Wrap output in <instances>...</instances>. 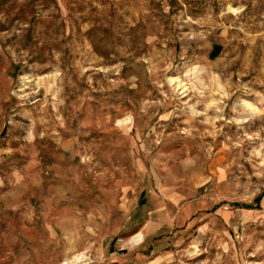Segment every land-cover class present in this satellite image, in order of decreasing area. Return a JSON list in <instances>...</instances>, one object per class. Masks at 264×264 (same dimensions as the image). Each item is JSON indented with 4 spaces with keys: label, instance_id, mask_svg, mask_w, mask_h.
Wrapping results in <instances>:
<instances>
[{
    "label": "rangeland",
    "instance_id": "obj_1",
    "mask_svg": "<svg viewBox=\"0 0 264 264\" xmlns=\"http://www.w3.org/2000/svg\"><path fill=\"white\" fill-rule=\"evenodd\" d=\"M128 252L264 264V0H0V264Z\"/></svg>",
    "mask_w": 264,
    "mask_h": 264
},
{
    "label": "crops",
    "instance_id": "obj_2",
    "mask_svg": "<svg viewBox=\"0 0 264 264\" xmlns=\"http://www.w3.org/2000/svg\"><path fill=\"white\" fill-rule=\"evenodd\" d=\"M173 203H176V202H178V200H175L174 198H171L170 199ZM159 207L160 208H162V205H159ZM163 213H165V211H161V212H159L158 213V211H155V212H151V213H149V214H146V215H143V218H142V220H143V223L145 224V228H143V230L141 231V232H138V233H140V234H138L139 236H138V240L137 241H135L136 239H137V237L135 238V239H133V244H135L136 242H140V241H142V244H141V246H147L146 245V242L149 240V237H148V235L147 234H149V233H151L152 231H154V230H152L153 228H154V225L156 224V225H159V224H161L164 220H165V215H163ZM124 216V215H123ZM155 220H159V222H156ZM138 221H140V219H138ZM140 222H142V221H140ZM163 229V228H162ZM137 231V229L136 230H134L133 232H131V233H135ZM130 233V234H131ZM144 237H145V239H144ZM143 239V240H142ZM152 240V239H151ZM149 245V244H148ZM141 246L138 248V249H134V250H143V249H141ZM150 248V245H149V247H148V249ZM147 248L145 249L146 251L148 250ZM133 250V251H134ZM146 252H139L138 254H137V256H141V254H145ZM130 255H132V253H126V254H120V255H118V256H116V257H114L115 258V263L116 264H124V262L125 261H127L128 259H129V257H130ZM137 256L135 257V258H137Z\"/></svg>",
    "mask_w": 264,
    "mask_h": 264
},
{
    "label": "bare ground",
    "instance_id": "obj_3",
    "mask_svg": "<svg viewBox=\"0 0 264 264\" xmlns=\"http://www.w3.org/2000/svg\"><path fill=\"white\" fill-rule=\"evenodd\" d=\"M79 260H81V259H79V258L76 259V261L80 262Z\"/></svg>",
    "mask_w": 264,
    "mask_h": 264
}]
</instances>
